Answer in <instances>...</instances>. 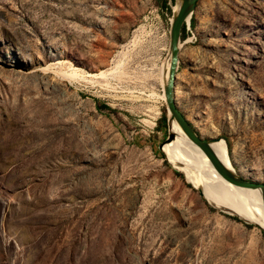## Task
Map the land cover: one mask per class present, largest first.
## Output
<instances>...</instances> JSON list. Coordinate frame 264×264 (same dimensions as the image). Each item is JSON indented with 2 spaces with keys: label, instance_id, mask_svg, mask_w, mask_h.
I'll list each match as a JSON object with an SVG mask.
<instances>
[{
  "label": "rangeland",
  "instance_id": "obj_1",
  "mask_svg": "<svg viewBox=\"0 0 264 264\" xmlns=\"http://www.w3.org/2000/svg\"><path fill=\"white\" fill-rule=\"evenodd\" d=\"M175 5L0 0V264H264V230L160 150ZM192 18L176 102L264 182V0H198Z\"/></svg>",
  "mask_w": 264,
  "mask_h": 264
},
{
  "label": "bare ground",
  "instance_id": "obj_2",
  "mask_svg": "<svg viewBox=\"0 0 264 264\" xmlns=\"http://www.w3.org/2000/svg\"><path fill=\"white\" fill-rule=\"evenodd\" d=\"M164 64L161 69L163 84L168 76L170 60L167 59ZM171 128L176 137L165 143L162 150L172 165L182 171L195 187H202L209 200L235 209L243 218L255 222L254 224L264 230L261 190L235 186L225 180L215 170L203 150L189 140L177 124L173 123ZM212 147L221 159L234 167L226 141H215Z\"/></svg>",
  "mask_w": 264,
  "mask_h": 264
},
{
  "label": "water",
  "instance_id": "obj_3",
  "mask_svg": "<svg viewBox=\"0 0 264 264\" xmlns=\"http://www.w3.org/2000/svg\"><path fill=\"white\" fill-rule=\"evenodd\" d=\"M198 0H175L176 5L172 10L171 18V29H170V46H169V69L168 76L165 79L163 84L165 101L167 104V122L169 126L168 137L160 145V150L162 146L172 141L176 137L175 131L172 130L171 126L173 123L177 124L178 127L183 131L189 140L196 144L199 148L203 150L205 155L209 158L211 164L215 170L228 182L232 183L235 186L250 188V189H259L262 193V202H263V212H264V182L253 181L247 179L242 173L236 170L235 167L227 164L223 159H221L212 147V143L218 140H225L222 137H203L199 130L193 125V123L185 116L180 107L178 106L175 98V83H176V73L179 65V51L181 45V36L183 25L187 26L190 23L194 10L196 8ZM227 143V141H226ZM228 144V143H227ZM168 160L166 154H164ZM172 165V163L168 160ZM176 168V167H175ZM177 169V168H176ZM179 170V169H178ZM189 182V181H188ZM199 190L201 197L211 206L216 207L219 210H222L232 216H236L239 219L248 222L255 223L246 218H243L235 209L231 207H223L216 204L214 201L208 199L205 191L202 187H195Z\"/></svg>",
  "mask_w": 264,
  "mask_h": 264
},
{
  "label": "trees",
  "instance_id": "obj_4",
  "mask_svg": "<svg viewBox=\"0 0 264 264\" xmlns=\"http://www.w3.org/2000/svg\"><path fill=\"white\" fill-rule=\"evenodd\" d=\"M167 7H168V6H167ZM168 9H169V12L172 14V10H171V8L168 7ZM191 24H192V26H194V25L196 24L194 18L191 19ZM187 34H188L187 25L184 24V25H183V28H182V36H181V37L184 39V38L186 37ZM95 100L98 101L97 98H96ZM97 106H98L99 109H102L103 107L110 108V107H109L108 105H106V104H102V105H101V104H98ZM160 122H161V124L166 125V122H167V114H166V112L163 113V116H162ZM155 149H157V151H159V149L157 148V146L155 147ZM233 217H234L235 219H237V220H241V219H239V218L236 217V216H233Z\"/></svg>",
  "mask_w": 264,
  "mask_h": 264
}]
</instances>
